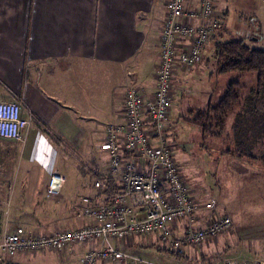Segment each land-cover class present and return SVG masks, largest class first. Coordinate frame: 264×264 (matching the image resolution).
<instances>
[{
    "label": "crops",
    "instance_id": "0c3cea01",
    "mask_svg": "<svg viewBox=\"0 0 264 264\" xmlns=\"http://www.w3.org/2000/svg\"><path fill=\"white\" fill-rule=\"evenodd\" d=\"M168 1L0 0V102H21L22 114L31 119L23 140L0 138L13 145L6 151L7 156L0 153V216L4 223L0 225L1 240L9 228L17 226L38 234L80 227L85 221L77 218L75 212L83 206V197L88 196L94 202L101 199L94 187L95 179L105 181L107 201L120 187V176L109 173L108 154L102 147L106 126L125 121V97L130 86H136L145 97L153 96L156 91L160 38ZM198 1L188 0L187 6L194 7ZM228 1L217 0L225 20L229 13ZM221 33V30L216 33L208 45ZM214 54L215 45L212 58L216 65ZM186 77L181 69L175 73L171 134L178 122L174 118L178 98L175 85L185 89ZM89 110L108 122L101 128L75 122L88 119ZM169 125L168 132L170 122ZM93 134L100 139L95 137L86 143L88 160L76 163L71 186L66 188L69 171L66 165H58L62 149L89 141ZM24 143L29 148L26 158L21 163L13 162L11 151ZM184 151L186 154L179 164L185 161L191 168L190 182L197 188L195 196L202 202L215 197L200 175L194 176L197 159L192 161ZM222 151V157L227 156L231 167L235 168L236 161H242ZM52 167L65 176L62 190L55 196L47 193ZM18 168L23 170L26 180V185L20 187L13 182L15 175L20 178V172H13ZM6 199L21 201L12 211L13 219L2 211V202ZM210 216V211H201L198 223H208ZM174 226V234L180 235L183 223ZM226 233L201 247L187 245L185 255L163 247L155 234L132 237L123 241L122 247L134 257L161 264H210L218 257L248 256L264 260V235L256 238L252 247L242 244L239 238L226 237ZM87 249L88 245L75 244L63 251L19 253L14 256V263L79 264L74 254L81 256ZM164 252L175 255L177 260H161ZM129 264H134V260Z\"/></svg>",
    "mask_w": 264,
    "mask_h": 264
},
{
    "label": "built area",
    "instance_id": "2783aa9c",
    "mask_svg": "<svg viewBox=\"0 0 264 264\" xmlns=\"http://www.w3.org/2000/svg\"><path fill=\"white\" fill-rule=\"evenodd\" d=\"M187 3L167 2L154 95L145 97L136 86H130L125 97V121L106 126L102 147L108 154L109 173L120 176V187L107 201L105 181L95 179L94 187L101 199L94 202L83 197V206L75 212L85 221L80 227L38 234L17 226L5 232L0 249L8 256L63 251L80 244L88 245V249L80 256L79 264H129L130 260L134 264H161L132 256L122 242L155 234L163 247L185 255L187 245L201 247L232 230L233 218L220 211L217 198L202 202L195 196L197 188L182 172L168 142L175 73L181 69L188 76L225 24L217 0H199L194 7ZM22 109L19 101L0 102V138L24 139L31 119L22 114ZM64 182L65 176L52 167L47 193L59 195ZM205 210L211 212L210 220L200 225L199 214ZM177 223H183L180 235L174 234ZM210 264H264V260L226 257Z\"/></svg>",
    "mask_w": 264,
    "mask_h": 264
},
{
    "label": "rangeland",
    "instance_id": "374dc122",
    "mask_svg": "<svg viewBox=\"0 0 264 264\" xmlns=\"http://www.w3.org/2000/svg\"><path fill=\"white\" fill-rule=\"evenodd\" d=\"M228 12L225 24L216 32L220 33L221 30L223 33L219 34L211 44L206 46L203 60L194 66L186 77L185 89L184 87H178V84L175 85L178 98L174 104V118L178 122L175 123V128L171 134L173 125V114H171L168 142L173 147L179 162H181L180 158H183L184 154H186L184 150L187 151V155L192 161L197 159V162H195L197 163V168L193 169L194 176L200 175L202 181L204 180L206 186L210 188L211 194L221 204V207L219 205L220 211L224 209L234 217L233 231H228L226 237H232L236 240L239 238L242 244H248L253 247L255 242L264 235V205L262 204L264 203V91L259 90V92L256 91L254 96L251 95L252 90H257L258 74L256 72L241 73L236 71L225 74L216 72V65L213 63L212 55L216 41L231 38L252 39V44L255 47L264 49V0H229ZM235 80L240 81L245 86L242 91L245 100L243 101L244 104L229 116L223 135L214 137L210 133L205 134L201 127L193 121L209 103L213 106L217 105L224 96L228 85ZM252 107L259 108H257L256 112L253 111ZM238 113L240 114L238 115ZM75 122L82 126L87 124L89 127L101 128L100 126L108 121L99 119V115L96 112L89 110L88 119H77ZM243 123L252 128L253 131L251 132H254L255 136L258 135L253 141L252 149L251 147L250 149L245 148L244 153L235 142L236 129L242 126ZM178 135L179 137H177ZM238 136L242 137L241 134ZM95 137L98 140L100 139V136L93 134L89 136V141L83 140L80 143L67 145L62 149L58 165H66L69 171V181L66 184V188L71 186L76 163L88 160L85 149L86 143L91 142ZM174 139L179 140L177 142L178 145ZM239 139L245 140L244 137ZM245 141L248 142L249 140ZM179 145L182 147H179ZM11 147L13 145L10 143L0 141V153L2 155L7 156V152ZM28 149H26V144L24 143L14 152L11 151L12 161L23 162ZM222 150H229L230 154L242 161H236L235 168L231 167L226 160V154H223L224 158L222 157ZM35 153L38 154L37 152ZM252 154L259 159L250 158ZM180 165L190 182L192 178L191 168L185 161ZM13 172L14 174L20 172V178H18V175L14 176V184L19 187L23 186V184L26 185L23 170L18 168L14 169ZM190 183L193 185L192 182ZM22 202L24 203V201ZM17 204H21V201L4 200L2 202L3 213L7 217L12 216L13 219L14 213L12 211ZM1 218L2 216H0V225H3ZM230 233L232 234L229 236ZM74 258L77 260L80 255L76 253ZM224 258L226 257H218L213 262ZM244 258L249 257L246 256ZM14 259L15 257L8 256L0 249V264L14 262ZM160 259L174 262L177 257L169 252H164ZM251 259L254 258L251 257Z\"/></svg>",
    "mask_w": 264,
    "mask_h": 264
},
{
    "label": "trees",
    "instance_id": "16d2710c",
    "mask_svg": "<svg viewBox=\"0 0 264 264\" xmlns=\"http://www.w3.org/2000/svg\"><path fill=\"white\" fill-rule=\"evenodd\" d=\"M252 43V39L248 40L246 38L219 40L215 43L214 57L217 65L216 71L220 74L236 71L241 73L256 72L258 74L257 90L254 89L251 91V95L254 96L256 91H264V49L257 48ZM244 87L245 86L240 81H232L228 85L227 90L219 103L215 106L209 103L204 109H202L193 122L199 125L205 134L210 133L211 136L214 137L223 135L226 130L229 116L244 104L243 101L245 100L242 94ZM257 108L252 107L253 111L256 112L258 110ZM239 114L240 113H238V115ZM236 130V132L241 134L245 140H249L246 142L245 140L239 139L242 137H239V134H236L235 132V142L239 145L240 150L244 153L245 148L250 149L251 147L252 149L254 144L253 141L258 135L255 136V133L251 132L253 131L252 128L244 123ZM224 152L230 153L229 150ZM250 158L259 159L253 154ZM7 264L19 263L10 262Z\"/></svg>",
    "mask_w": 264,
    "mask_h": 264
}]
</instances>
